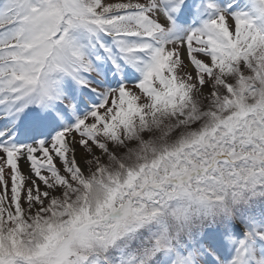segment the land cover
I'll use <instances>...</instances> for the list:
<instances>
[{
  "label": "snow or ice",
  "instance_id": "6c2138e0",
  "mask_svg": "<svg viewBox=\"0 0 264 264\" xmlns=\"http://www.w3.org/2000/svg\"><path fill=\"white\" fill-rule=\"evenodd\" d=\"M0 264H264V0H0Z\"/></svg>",
  "mask_w": 264,
  "mask_h": 264
}]
</instances>
